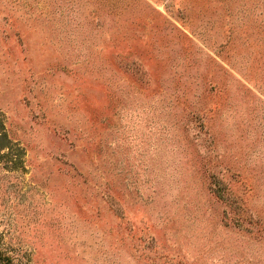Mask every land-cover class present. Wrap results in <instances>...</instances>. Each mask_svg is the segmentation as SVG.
<instances>
[{
	"label": "rangeland",
	"instance_id": "1",
	"mask_svg": "<svg viewBox=\"0 0 264 264\" xmlns=\"http://www.w3.org/2000/svg\"><path fill=\"white\" fill-rule=\"evenodd\" d=\"M0 236L16 264H264V0H0Z\"/></svg>",
	"mask_w": 264,
	"mask_h": 264
},
{
	"label": "trees",
	"instance_id": "2",
	"mask_svg": "<svg viewBox=\"0 0 264 264\" xmlns=\"http://www.w3.org/2000/svg\"><path fill=\"white\" fill-rule=\"evenodd\" d=\"M0 264H16L13 258L5 251L0 236Z\"/></svg>",
	"mask_w": 264,
	"mask_h": 264
}]
</instances>
